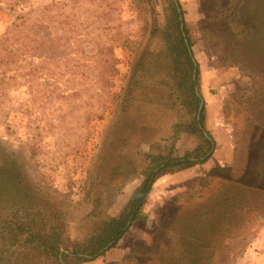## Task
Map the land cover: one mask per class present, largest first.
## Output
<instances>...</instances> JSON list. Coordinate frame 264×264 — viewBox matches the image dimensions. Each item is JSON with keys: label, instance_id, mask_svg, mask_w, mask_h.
Returning <instances> with one entry per match:
<instances>
[{"label": "rangeland", "instance_id": "rangeland-1", "mask_svg": "<svg viewBox=\"0 0 264 264\" xmlns=\"http://www.w3.org/2000/svg\"><path fill=\"white\" fill-rule=\"evenodd\" d=\"M177 2L213 150L194 171L152 184L146 220L129 225L116 262L184 264L181 244L195 230L211 246L204 263L264 264V159L254 162L264 138V0ZM167 5L0 0V168L9 169L0 171V264H41L10 244L3 226L15 212L40 210L80 237L118 213L146 154L197 145L186 133L173 141L184 109L172 105L167 60L157 56Z\"/></svg>", "mask_w": 264, "mask_h": 264}, {"label": "trees", "instance_id": "trees-1", "mask_svg": "<svg viewBox=\"0 0 264 264\" xmlns=\"http://www.w3.org/2000/svg\"><path fill=\"white\" fill-rule=\"evenodd\" d=\"M182 14L183 10L180 4L177 9L174 1L168 0L164 23L156 27L162 47L157 56H164L167 60V69L173 80L176 93L172 105L184 109L183 119L180 117L173 125V141L181 133H186L198 141L197 145L191 150H186L182 155H175L174 143L165 153L146 154L147 163L139 173L140 183L134 188L118 213L115 215L105 213L98 216L91 221L80 237H71L63 223L54 224L40 210L25 209L23 214L15 212L13 219L3 226L11 240V245L27 250L41 264H62L60 259L65 264H82L90 261L102 255L107 249L115 247L134 221L146 219L143 207L147 202L152 184L158 178L206 161V158L200 160V157L205 156L213 147V139L205 128L204 106L197 118L200 96L196 94L195 88L199 87V69L198 66L195 67L193 78L192 53H189L180 29L182 23L188 46L191 47L188 26ZM202 129L206 131L209 138L203 135ZM261 139L262 147L256 149L259 155L254 160L256 164L264 159L262 154L264 138ZM220 169V166H216L209 171L203 184L209 181L210 174ZM252 169L254 172L255 167ZM0 171L3 175L9 173L7 167H1ZM224 202L226 205L227 200L225 199ZM189 235L193 239L189 245H186V242L181 244L182 250L179 253V258L181 256L185 259L184 264H207L203 262V259L208 247L211 246L205 243L207 239L204 238V232L192 230ZM105 247L107 248L100 252ZM85 255L90 257H85ZM105 264L119 263L108 261Z\"/></svg>", "mask_w": 264, "mask_h": 264}, {"label": "crops", "instance_id": "crops-1", "mask_svg": "<svg viewBox=\"0 0 264 264\" xmlns=\"http://www.w3.org/2000/svg\"><path fill=\"white\" fill-rule=\"evenodd\" d=\"M197 165H199V164H197ZM195 167L196 166H192L190 168H187V169H184V170H180V171H178L176 173L173 172V173L174 174H178V175H182L181 173H185V172H188L190 170L194 171ZM168 174L171 175V176L173 175L171 173H168ZM167 175L165 174V175L161 176L160 178H162L164 176H167ZM198 178H199V176H198ZM193 179H195V178H193ZM151 192H152V190L150 189L149 195L151 194ZM149 195H148L147 200L149 199ZM143 212H144V207H143ZM145 220H143V221H145ZM125 233H126V231H125ZM125 233L120 238V240L118 241L117 245L113 249H111V250L106 252L105 256L101 257L100 260L90 261L88 264H103V263H106L108 261H118L119 259H121L125 255V253L127 251L126 250L127 249L126 238L124 237Z\"/></svg>", "mask_w": 264, "mask_h": 264}, {"label": "water", "instance_id": "water-1", "mask_svg": "<svg viewBox=\"0 0 264 264\" xmlns=\"http://www.w3.org/2000/svg\"><path fill=\"white\" fill-rule=\"evenodd\" d=\"M173 1H174L175 5H176L177 9H179V4H178L177 0H173ZM180 19H181V17H180ZM180 29H181V32H182L183 40H184V42L187 45L188 51H189V53H191V50H190V48L188 46V43H187V38H186L185 32L183 30V24L182 23L180 24ZM192 60H193V65H194V70H193V78H194L196 62H195L193 57H192ZM195 91H196V94L198 96H200L199 92L197 91V88H195ZM202 107H203V99L200 97V102H199V106H198V110H197V118H199V114H200V111H201ZM202 133H203V135L206 138H209L208 134L206 133V131L204 129H202ZM212 150H213V147L210 149V151L205 156L200 157V160L207 158L210 155V153L212 152ZM128 224H127V226H128ZM106 248L107 247L103 248L100 252L104 251ZM85 257H90V256L85 255ZM60 261H61L62 264H65L61 259H60Z\"/></svg>", "mask_w": 264, "mask_h": 264}]
</instances>
